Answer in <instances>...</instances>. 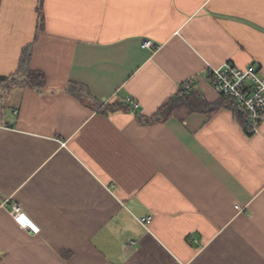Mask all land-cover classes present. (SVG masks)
<instances>
[{"label": "crops", "instance_id": "obj_1", "mask_svg": "<svg viewBox=\"0 0 264 264\" xmlns=\"http://www.w3.org/2000/svg\"><path fill=\"white\" fill-rule=\"evenodd\" d=\"M24 48L44 83L0 85V264H264V114L248 134L209 79L264 78V0H0V77ZM187 80L206 108L146 123Z\"/></svg>", "mask_w": 264, "mask_h": 264}, {"label": "built area", "instance_id": "obj_2", "mask_svg": "<svg viewBox=\"0 0 264 264\" xmlns=\"http://www.w3.org/2000/svg\"><path fill=\"white\" fill-rule=\"evenodd\" d=\"M142 46L152 49L155 44L150 40H143ZM210 83L214 91L226 99L230 105L244 111L245 129L248 134L256 133L264 114V78L253 66L240 68L233 63H226L222 67H210ZM192 82L184 81L178 87V95L185 96L192 90ZM133 108L138 103L127 98ZM238 208V206H237ZM239 209V208H238ZM11 214L18 226L37 233L39 227L21 210L17 204L11 206ZM151 217L140 219L142 223L149 222Z\"/></svg>", "mask_w": 264, "mask_h": 264}, {"label": "trees", "instance_id": "obj_3", "mask_svg": "<svg viewBox=\"0 0 264 264\" xmlns=\"http://www.w3.org/2000/svg\"><path fill=\"white\" fill-rule=\"evenodd\" d=\"M42 18L40 19V22ZM41 26V25H40ZM31 52L29 48H24L22 51V55L20 58V63L18 70L15 74L9 77H0V85L9 86L11 83L17 81L22 82L30 87L33 88H40L43 86L44 83V75L40 71L31 70L29 67ZM67 91L70 92L72 95L78 97L81 100H85L89 97L88 92L84 89L83 86L70 83L68 85ZM206 108V106L202 103V101L198 100L197 97L190 91L185 96H179L177 93L168 98L157 110V112L149 117L145 118V122H153V121H161L169 118L171 116H175L179 113L180 115L184 116L187 113L193 111H199ZM236 108V111L241 115V118L244 119L245 113L240 108ZM101 109V108H100ZM139 119L142 117L139 116ZM144 122V121H143Z\"/></svg>", "mask_w": 264, "mask_h": 264}, {"label": "rangeland", "instance_id": "obj_4", "mask_svg": "<svg viewBox=\"0 0 264 264\" xmlns=\"http://www.w3.org/2000/svg\"><path fill=\"white\" fill-rule=\"evenodd\" d=\"M5 105H6V104H5ZM1 107H3V105H2ZM6 109H7V108H6V107H4V110H5V111H6Z\"/></svg>", "mask_w": 264, "mask_h": 264}]
</instances>
